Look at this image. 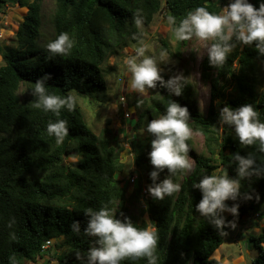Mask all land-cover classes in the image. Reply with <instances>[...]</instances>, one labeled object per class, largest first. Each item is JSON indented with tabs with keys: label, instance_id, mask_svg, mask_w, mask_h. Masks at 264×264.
<instances>
[{
	"label": "trees",
	"instance_id": "trees-1",
	"mask_svg": "<svg viewBox=\"0 0 264 264\" xmlns=\"http://www.w3.org/2000/svg\"><path fill=\"white\" fill-rule=\"evenodd\" d=\"M44 1L17 0L27 12L18 45L0 66V264L50 260L51 250L42 251L50 239L61 249L53 254L57 264H227L216 258L232 223L264 216V0H166L165 7L162 0H53L56 44L37 48ZM163 8L183 44L189 32L214 31L200 60L211 94L201 112L190 103L197 91L188 80L173 88L163 75L154 81L156 93L131 102L135 132L164 120V131L131 141L152 194L149 234L150 221L139 222L128 210L123 141L105 130L97 135L69 93L105 88L106 59L138 42L140 25ZM243 31L242 48H232ZM222 104L230 121L221 133ZM190 128L205 136L210 155L193 151ZM216 170L223 182L236 184L220 197L229 214L206 191ZM249 238L259 249L250 264H264V225Z\"/></svg>",
	"mask_w": 264,
	"mask_h": 264
},
{
	"label": "rangeland",
	"instance_id": "rangeland-1",
	"mask_svg": "<svg viewBox=\"0 0 264 264\" xmlns=\"http://www.w3.org/2000/svg\"><path fill=\"white\" fill-rule=\"evenodd\" d=\"M6 3L0 5V30L3 36L0 38V66L4 64L3 54L10 48L18 45L16 32L18 25L23 21V16L27 12V7L20 6L17 0H5ZM163 7L166 6V0H162ZM55 2L45 0L42 6V25L41 34L37 38V48L53 47L56 44L55 26L53 23V12ZM167 9L155 14L153 20L148 25H140L144 36L136 43H130L128 46L109 56L105 63V88L98 87L91 95L82 96L76 92L69 93V102L71 106L79 108L89 127L100 135L106 131L111 137L117 136L123 141L126 151L121 159L125 163L126 174L120 175L128 182V201L129 213L137 217V220L150 221L147 211V199L152 197L146 185L147 170L144 166H137L134 162V155L139 151L134 149L131 152L133 144L131 141L135 136L138 141L146 140L144 136H150L157 130L164 131V120L154 118L151 122L143 123L140 130L134 131L133 126L137 118V113L132 105L134 99L148 97L157 92L155 86L156 76L162 77L168 75L173 79L172 87L176 88L183 80H188L197 91L192 101L193 107L206 113L210 103V86L204 84L200 72V60L210 50L211 40L214 31L200 33L192 31L186 34L185 44L182 43L180 35L174 33L166 18ZM229 24L230 21L224 19ZM242 38L239 39L232 48H242V39L247 35L242 32ZM179 50L180 55L177 56ZM261 71L264 72V60H260ZM166 88V87H165ZM263 85L259 88L260 91ZM230 92V90L228 91ZM21 94H24V88H21ZM126 98L128 110L133 113V117L124 119L122 107L119 101L120 97ZM132 102V103H131ZM224 113V119L220 121L219 131L223 132V124L230 121V113L224 104L221 105ZM192 140V148L196 154L210 155L206 146L205 136L190 128L185 131ZM146 143V142H144ZM149 145L151 140L147 141ZM152 145V144H151ZM133 149V148H132ZM77 157H70L74 161ZM194 160L188 158V172L194 167ZM214 171L206 191H213L219 199V204L225 209L226 214L230 213L220 199L225 191H231L236 187L233 182H223ZM124 175V176H123ZM139 188L138 194L136 190ZM154 199V198H153ZM254 213L245 215L239 221H234L229 232L225 235L224 241L218 248L216 259L227 264H250L259 253L249 235L256 233L264 225V216H253ZM155 229V224L150 221L148 233ZM60 242V240L58 241ZM52 260L43 258L41 264H57L56 254L61 253V249L55 244L50 248ZM48 260V261H46ZM25 264H36L26 261Z\"/></svg>",
	"mask_w": 264,
	"mask_h": 264
},
{
	"label": "built area",
	"instance_id": "built-area-1",
	"mask_svg": "<svg viewBox=\"0 0 264 264\" xmlns=\"http://www.w3.org/2000/svg\"><path fill=\"white\" fill-rule=\"evenodd\" d=\"M230 12H229V7L227 4H224L223 5V8H222V19L224 21L227 20V21H230ZM3 36L2 34V31L0 30V38ZM120 103H121V107H122V115H123V118L124 119H128V118H131L132 116V113L128 110L127 108V104H126V98L121 96L120 99H119ZM131 152H133V149L131 148ZM257 216V214L255 215ZM53 240H46V242L42 245V251L46 252L50 247L51 245L53 244ZM52 260V259H51Z\"/></svg>",
	"mask_w": 264,
	"mask_h": 264
},
{
	"label": "clouds",
	"instance_id": "clouds-1",
	"mask_svg": "<svg viewBox=\"0 0 264 264\" xmlns=\"http://www.w3.org/2000/svg\"><path fill=\"white\" fill-rule=\"evenodd\" d=\"M131 117H133V113H132V116H131ZM51 246H53V244H52ZM50 248H51V247H50ZM50 248H49V249H50ZM51 258H52V257H51ZM51 258H50V260H51ZM52 259H53V258H52Z\"/></svg>",
	"mask_w": 264,
	"mask_h": 264
},
{
	"label": "water",
	"instance_id": "water-1",
	"mask_svg": "<svg viewBox=\"0 0 264 264\" xmlns=\"http://www.w3.org/2000/svg\"><path fill=\"white\" fill-rule=\"evenodd\" d=\"M211 257L213 258V255Z\"/></svg>",
	"mask_w": 264,
	"mask_h": 264
}]
</instances>
